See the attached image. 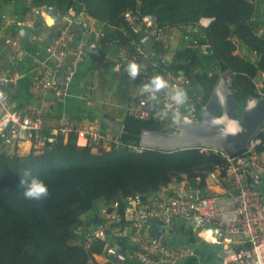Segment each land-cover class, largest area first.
<instances>
[{
    "label": "trees",
    "instance_id": "1",
    "mask_svg": "<svg viewBox=\"0 0 264 264\" xmlns=\"http://www.w3.org/2000/svg\"><path fill=\"white\" fill-rule=\"evenodd\" d=\"M11 1L16 20L39 7L83 12L99 30L95 32L97 52L89 58L96 69L103 70L114 68L115 63L95 54L103 56L108 49L127 46L137 38L128 29L124 13L150 15L159 27L181 31L175 49L170 51L162 43L154 49L158 57L171 55L170 71L192 74L187 91L199 106L206 105L217 78L225 72L230 76L238 114L255 96L251 77L257 69L251 55L264 56V0H0V4ZM201 18L212 21L196 34L187 33V27ZM129 61L139 63L130 53L123 67ZM120 126L123 142L132 145L139 144L143 131L166 132L152 120L127 115ZM50 130L43 125L41 134L48 138ZM254 137L260 140L258 151L264 152V128ZM225 167L221 157L196 149L92 152L90 147L78 146L73 135L66 140H46L41 148L32 145L24 155L0 152V264H90L107 245L124 251L127 242L112 238L93 240L84 250L86 228L100 224L99 202L108 206L137 195L156 197L174 179L193 183L209 171L222 174ZM26 170L48 185L47 197L33 201L23 196L19 180Z\"/></svg>",
    "mask_w": 264,
    "mask_h": 264
},
{
    "label": "built area",
    "instance_id": "2",
    "mask_svg": "<svg viewBox=\"0 0 264 264\" xmlns=\"http://www.w3.org/2000/svg\"><path fill=\"white\" fill-rule=\"evenodd\" d=\"M6 6L13 7L14 2ZM36 9H32L33 20L7 21L0 29V42L13 58H21L22 48L19 36L9 26L14 25L17 30L36 31ZM39 9L44 16L46 8ZM57 16L61 19L47 32L51 34V39L44 47L43 58L35 67L36 73L31 76V86L33 91L49 92L56 99L65 100L70 96L76 72L89 57L87 49L96 51L98 43L90 40L97 35L88 24L90 18L83 12L57 10ZM124 21L137 38L127 46L118 47L119 62L113 56L97 58L123 65L129 59L128 53H132V58L143 67L133 79L125 115L139 121L152 120L165 133L175 134L180 130L181 123L173 125L168 118L158 115L168 103L165 92L161 91L150 99L141 92V88L152 75L159 73L170 84L188 89L192 74L170 71L171 55L165 53L158 57L154 49L160 43L164 48L168 47L177 29L159 27L152 16L138 11L127 10ZM211 21L210 18H201L195 26L187 27V33L196 34L200 29L207 28ZM178 33L180 35L181 31ZM251 60L257 69L251 77L254 98L264 99V56L253 53ZM222 75L230 87L229 73ZM16 85V74L8 68H0V147L7 149L8 155L16 153L23 144L41 148L46 140L52 142L57 137L66 140L70 135L76 138L78 146L90 147L92 152L114 149L140 154L149 150L140 143H124L123 126L117 132L104 131L94 123L77 121L66 115L61 116L59 127L50 130V137L45 138L41 134L44 109L35 105L15 109L2 92L3 88ZM94 88L93 84L86 87L85 99L90 97ZM198 103L189 96L188 103L181 109L183 116L188 115L193 122L200 121L204 106ZM259 145L260 140L252 137L242 152L232 156L208 147L192 148L198 153L221 157L226 164L224 172L209 171L203 179L196 177L193 183L174 179L161 188L156 197L144 199L137 195L102 206L98 209L100 224L86 228L84 250L89 249L93 240L123 239L128 243L122 250L125 264H186L194 256L190 244L199 239L219 246L223 252H234L221 259L220 264H264V152L258 151ZM151 222L159 223L157 238L151 235ZM182 228L190 229L191 236L187 239L181 235ZM220 230L225 235L222 240L218 239ZM116 248L105 246L103 253L97 256L102 264H124L117 259Z\"/></svg>",
    "mask_w": 264,
    "mask_h": 264
},
{
    "label": "crops",
    "instance_id": "3",
    "mask_svg": "<svg viewBox=\"0 0 264 264\" xmlns=\"http://www.w3.org/2000/svg\"><path fill=\"white\" fill-rule=\"evenodd\" d=\"M4 6L6 5L2 4L1 6L0 4V29L7 21L33 20L32 9L29 10L22 20H16V17H14L12 12L13 7L6 8ZM6 16H8L7 19ZM88 24L94 32L99 31L96 30V26L91 19L88 21ZM9 27H13L12 29L18 37L17 32L19 30L14 28V25H10ZM40 29H42V26ZM36 30L39 29L36 28ZM41 34L42 31L39 33L41 36L39 41L36 40L39 36L38 35L34 40H28L23 47L22 41L19 37L20 47L22 48L21 58H13L11 52L4 47L2 42H0V68H8L17 76L16 86H9L2 89L7 101L10 102L15 109H21L27 105L42 107L45 112L43 125L51 128V130L58 128L61 122V116L66 115L77 121L94 123L104 131L117 132L123 118L125 117V106L130 100V90L133 79L128 76L130 82L126 89L119 90L117 88H110L106 75L111 69H96L92 60L88 57L86 63L82 64L76 72L71 84L70 96L65 100H58L49 92L43 93L41 91H33L31 86V76L36 73V71H34L35 67L41 58H43L42 56L44 54L45 46H42V43L49 33H45L44 35ZM92 39L97 41V38ZM87 53L89 56L91 53H95V50L91 51L87 49ZM95 55H97V57L101 56L99 54ZM106 56H113L117 59L118 48H115V50L108 49V51H106L101 57ZM128 56L130 57V53H128ZM89 84H93L95 88L90 93V97L85 99L86 87ZM117 108L119 110L122 109V111L118 112ZM31 147L30 144H23L16 153L19 155L27 154ZM7 151V149L0 147V152L6 153ZM190 245H194V243H191ZM94 259L100 260V263L102 264V260L97 256H94Z\"/></svg>",
    "mask_w": 264,
    "mask_h": 264
},
{
    "label": "water",
    "instance_id": "4",
    "mask_svg": "<svg viewBox=\"0 0 264 264\" xmlns=\"http://www.w3.org/2000/svg\"><path fill=\"white\" fill-rule=\"evenodd\" d=\"M60 19L55 7L46 8L44 16L39 8L35 10V20L41 24L42 29L51 27ZM40 32L41 29L34 32L19 30L17 33L22 41V47L28 40H34ZM50 39L51 34H48L42 46H46ZM183 117L180 130L177 133L143 131L139 136V143L150 150L176 151L208 147L222 150L228 156L238 154L247 147L249 140L264 124V99L254 97L248 99L238 114L235 95L226 84L223 75H220L204 106L200 121L193 122L188 115ZM151 227V235L157 238L159 223L151 222ZM224 236L223 231L220 230L218 239L222 240L225 238ZM189 247L195 249V245ZM116 251L117 259L125 264L126 260L121 247L118 246ZM233 253V251L219 250L217 257L224 259Z\"/></svg>",
    "mask_w": 264,
    "mask_h": 264
},
{
    "label": "clouds",
    "instance_id": "5",
    "mask_svg": "<svg viewBox=\"0 0 264 264\" xmlns=\"http://www.w3.org/2000/svg\"><path fill=\"white\" fill-rule=\"evenodd\" d=\"M143 65L129 61L125 68L128 76L135 79L141 72ZM120 65H115L113 71H119ZM164 91L168 97V103L158 113L161 118H168L173 125H178L183 120L181 109L188 103V91L176 84H170L162 74L152 75L147 82L142 85L141 92L146 93L150 99L156 97L158 93ZM20 185L23 188V196L28 200L38 201L49 194L48 185L38 176L26 170L20 177Z\"/></svg>",
    "mask_w": 264,
    "mask_h": 264
},
{
    "label": "rangeland",
    "instance_id": "6",
    "mask_svg": "<svg viewBox=\"0 0 264 264\" xmlns=\"http://www.w3.org/2000/svg\"><path fill=\"white\" fill-rule=\"evenodd\" d=\"M251 2H256V0H250ZM2 6V4H1ZM6 8H9L7 6H4ZM33 9V8H32ZM8 16H6L7 19ZM5 19V20H6ZM36 28L40 29L41 24L35 23ZM42 34L44 35L45 33L47 34L48 31H51L50 28L47 30L41 29ZM16 34V33H14ZM41 34V35H42ZM173 38L168 44V47L170 48V51L175 49L179 45V33L174 32L173 33ZM260 34V32L258 33ZM41 36L39 35L36 40H40ZM116 62H119V58L116 59ZM109 73L106 75L107 76V82L110 86V88H117L119 90L126 89L128 86V83L130 82V78L128 77V73L126 71V68L123 67V65H120V70L119 71H113L112 69L108 71ZM116 103V102H114ZM118 112H121L122 109H118ZM98 209L102 207V203L99 202L97 204ZM200 230V229H198ZM181 235L183 238L187 239L190 235V229L189 228H182L180 230ZM194 244L196 245V248L193 249V258L189 259L186 264H220L221 259L217 257L218 251L220 250V247L214 244H209V243H204L199 239H194ZM98 259H91L90 264H101L100 260Z\"/></svg>",
    "mask_w": 264,
    "mask_h": 264
},
{
    "label": "bare ground",
    "instance_id": "7",
    "mask_svg": "<svg viewBox=\"0 0 264 264\" xmlns=\"http://www.w3.org/2000/svg\"><path fill=\"white\" fill-rule=\"evenodd\" d=\"M80 143H81V141H80ZM82 144V143H81ZM208 238H209V240H212V241H214V239L213 238H211L210 236H208Z\"/></svg>",
    "mask_w": 264,
    "mask_h": 264
}]
</instances>
